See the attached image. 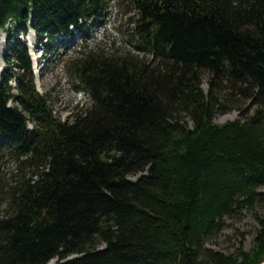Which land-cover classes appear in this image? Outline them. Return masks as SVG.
Instances as JSON below:
<instances>
[{"label": "trees", "instance_id": "16d2710c", "mask_svg": "<svg viewBox=\"0 0 264 264\" xmlns=\"http://www.w3.org/2000/svg\"><path fill=\"white\" fill-rule=\"evenodd\" d=\"M109 1L0 0V264H264L262 218L247 250L205 244L264 204V0H123L132 49L69 58L90 102L61 120L19 36L51 53Z\"/></svg>", "mask_w": 264, "mask_h": 264}, {"label": "rangeland", "instance_id": "374dc122", "mask_svg": "<svg viewBox=\"0 0 264 264\" xmlns=\"http://www.w3.org/2000/svg\"><path fill=\"white\" fill-rule=\"evenodd\" d=\"M133 13L131 7L123 0H110L107 13L101 21H89V26L84 29L83 34H79V31L73 28L75 34L72 39L65 34L57 36L55 48L51 53L45 52L43 45L37 43L32 30L20 34L18 44H25L28 49L36 90L41 94H47L53 113L61 120L90 102V97L74 86L67 68L68 59L89 51L109 54L132 49L125 40L123 32L127 27L128 16ZM6 36V32L0 29V42L3 40V51L0 53V78L7 65L3 59L7 43ZM202 78V87L206 90L209 80L207 71L203 72ZM12 84H14L13 81ZM225 85H227L226 82L222 84V95L226 93ZM238 99L242 110H251L248 100L241 97ZM240 111L239 108H232L226 113L217 114L213 120L216 123L235 120L239 118ZM188 123L190 124L189 120ZM1 162L2 174L9 175L15 172L16 166L11 160L4 159ZM137 176L138 174L131 178L134 179ZM260 190H264V187ZM258 218L264 219L262 203L231 212L224 217L221 229L206 238V246L225 253L234 251L240 244L244 249H249L259 228ZM101 247L103 244H99V248ZM52 262L55 263L56 258H53Z\"/></svg>", "mask_w": 264, "mask_h": 264}, {"label": "water", "instance_id": "95a60500", "mask_svg": "<svg viewBox=\"0 0 264 264\" xmlns=\"http://www.w3.org/2000/svg\"><path fill=\"white\" fill-rule=\"evenodd\" d=\"M75 256H77V255L76 254H72V255L69 256V258L75 257ZM48 264H53L52 259L48 262Z\"/></svg>", "mask_w": 264, "mask_h": 264}, {"label": "bare ground", "instance_id": "6f19581e", "mask_svg": "<svg viewBox=\"0 0 264 264\" xmlns=\"http://www.w3.org/2000/svg\"><path fill=\"white\" fill-rule=\"evenodd\" d=\"M3 40L0 42V53L3 51V46H2ZM1 62V59H0Z\"/></svg>", "mask_w": 264, "mask_h": 264}]
</instances>
